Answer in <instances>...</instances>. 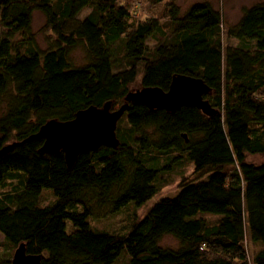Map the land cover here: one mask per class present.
<instances>
[{
  "label": "trees",
  "instance_id": "trees-1",
  "mask_svg": "<svg viewBox=\"0 0 264 264\" xmlns=\"http://www.w3.org/2000/svg\"><path fill=\"white\" fill-rule=\"evenodd\" d=\"M147 1L164 5L161 18L137 21L123 0H0V151L15 145L0 156V264L20 245L40 264H118L124 251L125 264H264V163L247 161L264 156V0L229 28L208 2L184 12L173 0ZM34 12L49 30L45 48ZM224 28L237 46L224 45ZM178 76L204 82L215 114L126 100L140 89L167 92ZM106 104L128 106L116 148L84 152L68 167L62 152L27 141L47 122ZM181 159L193 173L174 197L117 234L91 226L145 205ZM164 237L177 247L162 246ZM246 243L259 247L251 259Z\"/></svg>",
  "mask_w": 264,
  "mask_h": 264
},
{
  "label": "water",
  "instance_id": "water-1",
  "mask_svg": "<svg viewBox=\"0 0 264 264\" xmlns=\"http://www.w3.org/2000/svg\"><path fill=\"white\" fill-rule=\"evenodd\" d=\"M209 88L201 79L178 76L173 78L167 92L160 89H140L131 93L126 100L142 103L150 109L174 112L183 107H195L203 114H215L204 98ZM128 110L123 105L111 110V105L102 108L89 107L78 112L74 119L67 122L50 121L43 125L39 132L27 141L43 140L42 153L64 154L66 164L71 167L77 157L100 147L116 148L119 141L116 136L117 124ZM15 145L5 147L0 156L11 151ZM39 256L26 255L24 246L20 245L11 260V264H40Z\"/></svg>",
  "mask_w": 264,
  "mask_h": 264
},
{
  "label": "rangeland",
  "instance_id": "rangeland-1",
  "mask_svg": "<svg viewBox=\"0 0 264 264\" xmlns=\"http://www.w3.org/2000/svg\"><path fill=\"white\" fill-rule=\"evenodd\" d=\"M123 1L128 2L127 4H129V7L135 15V19L137 21H145L149 18H161L165 10L163 4L153 6L147 0H137L136 3H134L132 0ZM261 1L263 0H173V2L176 3V5L179 6L182 11H186L191 5L196 3H210L214 9L221 12L225 28L232 27L234 24H236L239 21L243 10L258 4ZM88 13L89 9H85L82 12L81 17H84ZM225 28L223 37L224 45L231 47L237 46L238 42L236 40L226 37ZM32 31L35 35V40L38 47L45 48L49 36V30H47L45 27L43 16L38 12H34L33 14ZM150 45H152V42H150ZM72 59L75 65H83L85 60L83 50L81 48L76 49L72 53ZM135 86H137L136 89L140 88L139 85ZM247 161L254 164H261L264 163V156H249ZM161 164H164V159H161ZM192 173L193 166L191 164L182 159L174 162L173 164L169 165L168 169L163 170V182L161 183L162 187L160 188L159 192L145 205L136 207L133 204H130L114 215L99 220H91V226L97 230L117 234L116 232H120L125 228H128L134 219L142 218L162 198L174 197L179 191L178 187L182 178H192ZM44 193L45 194L42 195V202L45 204L50 202L52 197L49 194L50 191L45 190ZM67 228L68 230L71 229L70 223H67ZM161 245L168 248H175L177 247V242L171 237H164L161 241ZM246 245L251 259L252 255L259 250V247L249 243H246ZM127 257L128 256L124 251L120 255L117 263L125 264Z\"/></svg>",
  "mask_w": 264,
  "mask_h": 264
}]
</instances>
